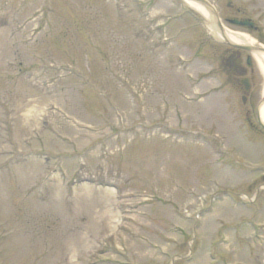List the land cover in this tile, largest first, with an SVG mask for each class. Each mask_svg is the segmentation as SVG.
Wrapping results in <instances>:
<instances>
[{
  "label": "rangeland",
  "instance_id": "374dc122",
  "mask_svg": "<svg viewBox=\"0 0 264 264\" xmlns=\"http://www.w3.org/2000/svg\"><path fill=\"white\" fill-rule=\"evenodd\" d=\"M209 1L264 37V0ZM184 8L0 0V264H264V187L252 203L241 164L264 154L219 85L228 44Z\"/></svg>",
  "mask_w": 264,
  "mask_h": 264
},
{
  "label": "flooded vegetation",
  "instance_id": "af4514ba",
  "mask_svg": "<svg viewBox=\"0 0 264 264\" xmlns=\"http://www.w3.org/2000/svg\"><path fill=\"white\" fill-rule=\"evenodd\" d=\"M229 10H232L233 0H224ZM253 52L244 49H238L230 46H225L220 51V57L218 59L219 71L225 74L226 81L230 82L235 88L242 94L241 100L244 106L243 116L245 117V123L249 128L252 136L247 137V140L255 142L258 145V152L264 154V124L258 120L256 108L254 104V77L258 74V69L255 67L253 59L248 56ZM246 79L247 87L242 84L241 80ZM225 81V79L223 80ZM222 81V82H223ZM252 118H255L252 120ZM257 135V136H255ZM249 170L256 174L260 178V183H256V179L250 181L248 186L251 188L255 183V191L253 194L252 203L256 202L258 197V191L264 187V163L251 162L246 165Z\"/></svg>",
  "mask_w": 264,
  "mask_h": 264
},
{
  "label": "bare ground",
  "instance_id": "6f19581e",
  "mask_svg": "<svg viewBox=\"0 0 264 264\" xmlns=\"http://www.w3.org/2000/svg\"><path fill=\"white\" fill-rule=\"evenodd\" d=\"M187 3L191 7H193L204 18L207 24H209L212 27L213 33L218 40L229 41L231 43H237V44L252 43V41L249 38L245 37L244 35H240L238 33H231L226 30L220 31L215 25L214 16L207 14L205 10L202 7L198 6L197 4H194L190 1ZM259 58H260L259 59L260 68L264 71V55H259ZM260 119L261 121L264 122V104H262L260 107Z\"/></svg>",
  "mask_w": 264,
  "mask_h": 264
},
{
  "label": "water",
  "instance_id": "95a60500",
  "mask_svg": "<svg viewBox=\"0 0 264 264\" xmlns=\"http://www.w3.org/2000/svg\"><path fill=\"white\" fill-rule=\"evenodd\" d=\"M233 22H237V23H239V24H243V25H245V24H250V23L247 22V21H233Z\"/></svg>",
  "mask_w": 264,
  "mask_h": 264
}]
</instances>
